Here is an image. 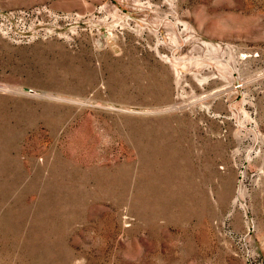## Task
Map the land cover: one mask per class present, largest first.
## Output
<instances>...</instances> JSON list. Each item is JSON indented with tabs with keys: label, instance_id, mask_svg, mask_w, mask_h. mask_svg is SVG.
Returning <instances> with one entry per match:
<instances>
[{
	"label": "rangeland",
	"instance_id": "rangeland-1",
	"mask_svg": "<svg viewBox=\"0 0 264 264\" xmlns=\"http://www.w3.org/2000/svg\"><path fill=\"white\" fill-rule=\"evenodd\" d=\"M0 264H264V0H0Z\"/></svg>",
	"mask_w": 264,
	"mask_h": 264
}]
</instances>
